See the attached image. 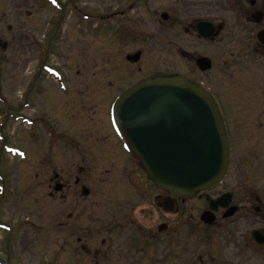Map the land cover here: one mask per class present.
Listing matches in <instances>:
<instances>
[{
    "label": "flooded vegetation",
    "instance_id": "flooded-vegetation-1",
    "mask_svg": "<svg viewBox=\"0 0 264 264\" xmlns=\"http://www.w3.org/2000/svg\"><path fill=\"white\" fill-rule=\"evenodd\" d=\"M139 1L142 0L130 2V8H135ZM61 3L66 4L63 0ZM183 4L189 19L188 33L206 40L199 33L198 25L208 21L209 25H204L203 31L210 33L213 26V37L209 41H230L228 44L233 50L230 54L232 110L225 109L214 86L211 88L202 79L199 82L215 94L228 125L231 123L229 119L238 120L236 126L245 127L247 142H253L247 150L249 153H232L228 167L227 175L235 170L244 173L245 180L237 181L232 188L221 189L224 179L215 188L201 190L194 196L174 195L159 189L126 149L112 118L117 97L141 78L121 86L112 95L96 91L93 98L96 101L89 103L86 109L95 118L89 123L78 122V107L66 121L60 112L65 104L62 103L63 94H69L73 99L86 87L79 91L78 87L66 85L64 79L65 85L47 92L45 87L35 86L42 73L39 70L36 75H31L21 99L8 107L6 130L3 128L5 123L0 125V140L3 142V149L0 148V224L9 226L1 228L7 234L0 245V258L6 256L2 259L4 262H13L12 256L23 253L28 247L26 232L16 242L15 235L17 226L29 219L24 220L28 211V185H22L20 193L10 198L6 194L10 172L6 173L9 169L2 161L9 154L25 159L22 161L26 164L31 162V154L34 160H39L36 153L44 158V153H56L54 158L47 157L41 163L43 166L45 160L54 161L52 183L57 197L62 199L55 206V224L63 227L71 220L69 229L76 250L74 255L82 256L83 260L90 259L91 264H142L141 255L149 250L152 251L148 255L150 260L144 264L162 261L164 264H254L255 251H261L259 257L264 259V246L253 240L255 230H262L264 236V0H189ZM62 7L57 20L59 24L65 23L67 10L71 13L77 6L71 0L69 7ZM115 14H125V11H115ZM135 23H122L119 27L124 32L130 29L136 34ZM182 53L185 56L190 51L184 49ZM133 54L128 53L126 61L138 63ZM202 55H195L196 60ZM214 67L213 59L209 70L201 71L197 66L200 72L211 71ZM58 72V75L62 74L61 70ZM30 82L34 86L29 85ZM112 82L110 80L108 84ZM102 98L106 100L104 106ZM76 104L72 102L70 109ZM30 110L36 111L35 118L29 116ZM232 111L233 118L230 117ZM8 124L13 127L8 128ZM33 144L37 150L31 148ZM95 145H104L105 150L100 151ZM251 145L258 146L256 153ZM66 152L72 154L67 158L68 165H63L61 160ZM37 175H40L39 171ZM100 176L106 177L100 179ZM118 179L122 182L115 185ZM101 181L114 184L116 207L123 204L125 212L124 215L119 212L114 219L102 220L95 228L92 217L87 215L88 206L82 204L92 196L93 183ZM71 196L75 209L67 215V201ZM93 205L95 207V202ZM7 206L13 207L10 218L3 216V208ZM66 216L68 220L65 221Z\"/></svg>",
    "mask_w": 264,
    "mask_h": 264
},
{
    "label": "rangeland",
    "instance_id": "rangeland-1",
    "mask_svg": "<svg viewBox=\"0 0 264 264\" xmlns=\"http://www.w3.org/2000/svg\"><path fill=\"white\" fill-rule=\"evenodd\" d=\"M56 1L59 4L60 0H0V42H8L6 48L0 43V125L5 123L3 127L5 130L7 125L5 113L8 107L21 99L22 90L28 84L31 75H36L39 71L42 58L48 63L41 70L42 73L35 83L36 87H45L47 92H53L54 87L63 85L64 79L66 85L78 87L79 91L86 87L85 91H81V94L73 99H70L69 94H63L62 103L65 104L60 112L65 121L71 119L72 111L78 107L76 111L78 122H93L94 114H90L86 109L90 106L89 103L96 101L93 99L96 91H105L112 95L118 92L117 89L121 86L125 87L144 76L169 71L202 79L211 88L214 86L222 103L225 104V109L232 110L234 99L230 95L233 91L231 80L233 67L230 54L233 50L228 44L230 41L220 43L219 40H200L196 34L188 33L186 27L189 19L183 3L189 0H142L135 8H130V2L133 0H72L77 6V11L70 13L67 23L64 24L57 21L58 15L62 12L55 7L58 6ZM63 1L66 4L62 5L70 6L71 0ZM115 11H125V14H115L105 22L100 20V16ZM163 11L170 13L168 21L161 18ZM83 12L93 15L92 22L91 18H84ZM130 21L136 22V34L134 32L132 34L130 29L124 32L119 27L122 23L130 24ZM9 24L13 26L11 31L7 29ZM184 49L190 51V54L184 56L182 53ZM139 50H142V57L138 63L126 61L128 53H136ZM199 53L207 54L213 59L215 67L211 71L198 70L195 55ZM45 69L54 70L56 74L53 77V74L46 72ZM59 70L62 72L60 78L57 77ZM79 70H82V73H78ZM94 72L96 74H93ZM110 80L113 82L109 85ZM31 84L30 82L29 85ZM72 102L77 104L70 109ZM102 103L103 106L106 104L105 98H102ZM35 112L30 110L29 116L34 117ZM230 117L233 118V111ZM229 121L232 153H249L247 150L253 142H247L246 128L237 127L238 120ZM12 127L13 125H10L8 128ZM95 146H99L100 151L105 150L104 145ZM257 147L251 145L253 153H256ZM0 148L3 149L1 140ZM31 148L37 150L34 144ZM62 148L68 150L64 146ZM36 154L39 160L37 158L34 160L31 154V162L26 164L22 161L25 159L9 154H6V160L2 161L9 169L6 173L10 172L9 186L6 189V194L11 196L10 198L15 193H20L22 185H28V211L24 220L28 218L29 221L17 226L19 228L15 242L26 232L29 245L23 253L12 256V263L91 264L90 259L83 260L82 256L74 255L76 250L69 229L71 220L66 216L64 220L69 222L65 226L55 224V206L59 205L58 201L62 199L57 197L52 183L54 175L51 169L54 161L45 160L43 166L41 163L44 159L54 158L56 153H44L45 158L41 154L39 156V153ZM71 154L66 152L65 156H62L63 165H68L67 158ZM245 167L246 165L242 166L244 170ZM38 171L40 175H37ZM49 171L51 173H48ZM104 177L106 176H100V179ZM245 178L244 173L231 170L221 189L232 188L237 181ZM121 182V179H118L115 185ZM93 185L95 187L92 196L87 202L81 203L83 207L88 206L87 215L92 217L93 227L100 225L102 220L114 219L113 216L120 213L124 215V205L116 207L117 195L114 192V184L101 181ZM72 198L71 196L67 201V215L75 209ZM12 210L13 207L9 206L3 208V216L10 218ZM6 236V232L0 229V245ZM151 252L149 250L141 255L142 264L150 260L148 255ZM260 253L261 251L254 252V264H264V259L259 257ZM4 257L2 256V259ZM158 264H164V261Z\"/></svg>",
    "mask_w": 264,
    "mask_h": 264
},
{
    "label": "water",
    "instance_id": "water-1",
    "mask_svg": "<svg viewBox=\"0 0 264 264\" xmlns=\"http://www.w3.org/2000/svg\"><path fill=\"white\" fill-rule=\"evenodd\" d=\"M114 116L128 148L159 188L193 196L225 175V120L213 94L195 81L179 74L148 77L122 94ZM254 236L264 244L260 231Z\"/></svg>",
    "mask_w": 264,
    "mask_h": 264
}]
</instances>
